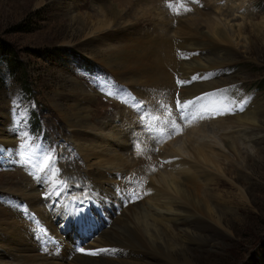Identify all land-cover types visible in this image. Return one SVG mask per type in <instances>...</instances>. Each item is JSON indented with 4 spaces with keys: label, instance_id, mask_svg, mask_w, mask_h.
<instances>
[{
    "label": "bare ground",
    "instance_id": "6f19581e",
    "mask_svg": "<svg viewBox=\"0 0 264 264\" xmlns=\"http://www.w3.org/2000/svg\"><path fill=\"white\" fill-rule=\"evenodd\" d=\"M123 1V7L116 8L112 0H94L98 13L91 16L95 17L96 25L88 43L103 50L105 66L124 85L123 89H136L140 99L146 93H155L156 99L162 98L167 106L146 97L148 105L143 114L137 109L136 113H125L114 106L116 114L108 117L95 113V105L90 103L92 96L88 94L90 89L82 83L78 84L86 96L72 99L69 114L65 115L52 102L77 152L65 154L57 149L59 173L43 175L39 159L29 156L25 166L17 163L26 175L16 170L15 177L5 175L6 179H0V264H193L186 256L179 262L173 251L181 249L184 240L197 246L207 244L212 239L210 230H222L219 207L226 205L224 199V204L221 203L220 188L235 186L231 179L234 163L245 160L248 148L255 142L264 141L258 122V118H264V108L257 102L250 103L242 92L234 94L232 88L227 94L231 100L221 112L225 118L214 121L223 133L213 132L209 124L195 125L201 115L198 111L190 115L186 107L185 119H180L190 129L178 137L176 130L174 133L165 127L170 122L166 123L168 109L174 106L176 91L170 71L177 68V73L184 69L186 73H202L205 77L210 74L205 75L208 70L227 63L224 55L236 49L232 31L235 14L230 9L198 11L194 18H184L177 30L169 28L170 34L161 35L157 25L152 29L145 25L138 28L147 19H162L161 12L155 11L150 1ZM134 20L143 22L136 26V31L130 25ZM152 33L156 38L151 37ZM172 35L176 37L172 39ZM186 42L191 49L209 51L189 62H179L173 46L176 45V51ZM216 77L214 74L213 79ZM221 81L210 79L211 83L203 81L180 91L182 105L187 104V97L220 86ZM149 86L154 87L144 92ZM232 97L249 104L238 113ZM161 110L166 118L152 119ZM10 124L9 121L8 128L0 131V148L8 164L13 163L17 150ZM123 126L128 132L121 130ZM146 127L158 130L146 137L141 135L147 133L142 131ZM162 127L166 130L163 138L158 132ZM140 138L142 145L152 144L154 150L143 148ZM113 142H118V146L114 147ZM159 144H163L161 149ZM90 195H94L95 203L105 201L117 212L105 229L95 232L98 237L90 240L94 246L84 240L87 231L72 229L70 236L85 247L76 252L62 228L66 219L79 223H73L75 227L82 226L84 213L68 209L73 202ZM240 196L246 197L245 192L240 191ZM96 247H106L107 251L99 255ZM90 250H96V254L92 255Z\"/></svg>",
    "mask_w": 264,
    "mask_h": 264
},
{
    "label": "rangeland",
    "instance_id": "374dc122",
    "mask_svg": "<svg viewBox=\"0 0 264 264\" xmlns=\"http://www.w3.org/2000/svg\"><path fill=\"white\" fill-rule=\"evenodd\" d=\"M112 1H114L116 8H122L125 3L123 0ZM148 1H150V5L155 7V11L161 12L162 19L157 18L154 21L147 19L144 21L145 23L141 20H134L133 23H130L132 31H136V26L143 23L138 28L145 25L152 29L157 25L158 34L165 35L170 34L169 28L177 30L184 18L191 16L194 18L198 11L213 12L217 8V10L222 8L221 12L230 9V12L235 14L232 31L236 49L224 55V58L228 60L227 63L208 70L205 75L210 74L205 77L202 73L199 75L195 73V75L194 72L192 73L193 77L184 69L178 70L177 73V68L172 72L170 71L173 85L176 90L179 89V95L180 91L197 83L200 84L203 81L211 83L210 79L215 81L220 78L222 79L221 82L227 83L213 86L210 88L211 91L208 89L187 97V104L184 106L187 112L190 110V115H193L198 111L201 115L198 116L201 120L198 121L197 118V124L194 122L195 125L204 124L205 127L210 125L208 128L213 132L223 133L219 124L216 123L217 126L214 121L222 119V117L225 118L221 112L225 109L223 108L225 104L231 100L227 95L231 88V91H235L234 94L242 92L245 99L251 100L250 103L257 102L259 107L264 108V0ZM95 6L94 0H0V40L11 51V64L18 66L15 75L10 74L6 68L0 70L2 82L0 87V131L3 128H8L9 121L12 124L11 113L17 109L22 115L23 112L26 113V116L23 115L25 117L24 126L29 132L28 113L31 103L32 106H36L31 108V112L45 130L44 140L55 143L57 149L65 154L70 153V151L77 152L69 140V131L52 102H55L57 108L65 115L69 114L73 105L72 99H80L86 96L85 91L79 85L80 83L89 87L90 92L88 94L92 96L90 103L95 105V113H105L108 117H111L114 112L116 114L117 111L114 106L125 113H136L137 111L134 109H137L142 112L140 114H143L145 106L148 105L145 98H157V94L150 92L140 99L139 96L137 97L139 92L136 89L129 87L123 89V93H133L134 91L137 98L136 102H143L142 107L137 108L134 107V103L123 102L121 99L108 96L102 91L101 83L105 84L104 91L105 89L114 91L115 87L119 89L120 86L122 88L124 85L105 66L103 50L88 43V36L96 25L95 17H91L98 13ZM147 22L148 24H146ZM152 34L151 37L156 38V34ZM175 37L174 35L171 36L172 39ZM175 48L176 45L173 46L175 55H178L176 58L183 63L209 51L207 48L191 49L187 46V42L184 46H179L176 51ZM195 52L199 54L196 55ZM182 71L186 75H180L183 73ZM214 74L218 76L216 79H213ZM86 77H89V80ZM178 79H182V81H178ZM75 81L79 84H75ZM177 81L181 84L177 85ZM21 83L27 85L30 93L22 88ZM153 87L149 86L143 91L148 92ZM91 90L94 91L91 92ZM163 92L164 90L161 91V95L164 94ZM115 94L117 93L114 92ZM158 100L163 102L162 98L156 99V102ZM232 103L235 109L239 110L238 113L242 112L241 109L244 105L249 104L243 101L239 102V99L234 97H232ZM162 104L167 106L164 102ZM174 108L175 106H170L168 109L169 116L166 123L170 122L165 127L174 133L177 131L179 133L177 136L180 137L183 135L182 132L185 133L190 128H186L182 124V120L177 116L178 112ZM161 112L153 116L152 119L166 118V115L163 114L164 110ZM258 120H260L258 122L264 133V118L260 117ZM163 127L158 131L162 133V138L166 137V135L164 136L166 130ZM121 130L128 132L126 126H123ZM155 130L158 128H143L142 131H147V133L142 132L141 135L149 137L156 133ZM229 133L231 134V132ZM30 135L32 134L30 133ZM234 136L237 137L236 134ZM130 139L131 142L132 138ZM140 141L143 148L154 150L152 144L142 145L141 138ZM113 143L114 147L119 144L118 142ZM162 146L163 144H159L158 148L161 149ZM248 149V153L244 157L245 160H239V162L234 163L236 168H231V179L235 182V186L232 189L220 188L221 203L224 204V199L227 206L219 207L222 230L220 232L210 230L212 239L204 245L197 246V244L184 240L185 246L183 245L181 249L173 251L174 257L179 262L186 256L193 264H264V141L255 142ZM13 157V163H6V158L0 148V179H6L7 176L15 177L13 172L16 170H21L25 174V170H22L17 164L19 163L17 150ZM222 163L224 165L223 161ZM5 175H7L6 178ZM240 191H244L246 197H241ZM85 198L80 199L79 203L73 202L68 209V212L75 208L78 212L84 213L80 222L82 226L75 227L73 223L76 225V222L66 219L62 228V232L71 240L72 247L77 249L76 252L85 247L79 242L80 240L77 241L73 235L70 236L72 229L87 231L86 238L88 240L86 238L84 240L88 241L87 245L94 246L93 241L90 242V240L97 235L95 232L105 229V226H108L111 221V216L117 212L105 201L99 204L95 203L92 200V198L95 199L94 195ZM82 206L85 207L78 208ZM74 216L75 211H73ZM62 225L63 223L60 227ZM179 242L181 243V241ZM55 245L57 246V244ZM90 252L92 255L96 254V250H90Z\"/></svg>",
    "mask_w": 264,
    "mask_h": 264
},
{
    "label": "trees",
    "instance_id": "16d2710c",
    "mask_svg": "<svg viewBox=\"0 0 264 264\" xmlns=\"http://www.w3.org/2000/svg\"><path fill=\"white\" fill-rule=\"evenodd\" d=\"M10 55H11V51L9 50V47L3 41L0 40V70L1 68L2 69L6 68L10 74L15 75L14 73L17 72L16 69H18V66L11 64ZM1 84L2 82L0 77V87ZM20 85L22 86L23 89H25L28 93H30L26 84L21 83Z\"/></svg>",
    "mask_w": 264,
    "mask_h": 264
},
{
    "label": "snow or ice",
    "instance_id": "6c2138e0",
    "mask_svg": "<svg viewBox=\"0 0 264 264\" xmlns=\"http://www.w3.org/2000/svg\"><path fill=\"white\" fill-rule=\"evenodd\" d=\"M109 94L111 95L112 93H109ZM241 110H243V109H241ZM177 112H178V114H179V116H180L181 119H184L185 118L184 117L183 110H182V106H181L180 101H179V94H177ZM36 223L39 226V221H36ZM81 251H83V249H81ZM101 251H107V250H101ZM112 251H115V250H112Z\"/></svg>",
    "mask_w": 264,
    "mask_h": 264
}]
</instances>
